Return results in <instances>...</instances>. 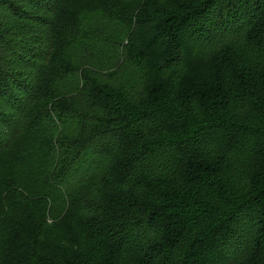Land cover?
Here are the masks:
<instances>
[{"label": "trees", "instance_id": "1", "mask_svg": "<svg viewBox=\"0 0 264 264\" xmlns=\"http://www.w3.org/2000/svg\"><path fill=\"white\" fill-rule=\"evenodd\" d=\"M102 1L0 0V264H264V0Z\"/></svg>", "mask_w": 264, "mask_h": 264}, {"label": "rangeland", "instance_id": "2", "mask_svg": "<svg viewBox=\"0 0 264 264\" xmlns=\"http://www.w3.org/2000/svg\"><path fill=\"white\" fill-rule=\"evenodd\" d=\"M78 2L88 1V0H75ZM94 2V4H103L102 0H89ZM65 45H60V50L58 51L55 61L60 62L61 59L65 57ZM200 74H205L207 71L203 67L199 68ZM74 102L78 105H84L86 99L84 97L75 98ZM19 144L15 143L9 149H5L0 153V198L5 194V190L14 188L15 191L21 189V185L28 189L30 195L34 193L32 188L40 187V183H34L31 186L29 182H23L22 179L15 176L12 167L15 163L16 154L19 150ZM23 194V189L19 191ZM11 201L14 202L15 207H17L13 214L8 217L7 231L10 236L6 243V251L3 253L4 258H19V257H34V253L38 256H49V255H61V253L72 254V249L70 245V237L67 240L61 239V234L58 232L54 233L53 237L47 240H42L40 245L35 247V235L38 225H36V217L32 215L30 207L25 205V203L19 202V198L13 197ZM67 225V223H66ZM71 229V228H70ZM72 230V229H71ZM74 239V234L71 236ZM76 240V239H75ZM73 247V246H72ZM34 255V256H33Z\"/></svg>", "mask_w": 264, "mask_h": 264}]
</instances>
